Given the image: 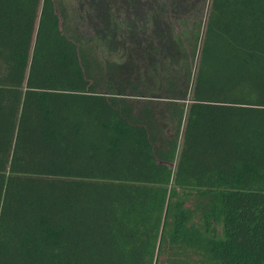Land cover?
Here are the masks:
<instances>
[{
  "label": "trees",
  "instance_id": "obj_1",
  "mask_svg": "<svg viewBox=\"0 0 264 264\" xmlns=\"http://www.w3.org/2000/svg\"><path fill=\"white\" fill-rule=\"evenodd\" d=\"M80 1L0 0V264H264V0Z\"/></svg>",
  "mask_w": 264,
  "mask_h": 264
},
{
  "label": "rangeland",
  "instance_id": "obj_2",
  "mask_svg": "<svg viewBox=\"0 0 264 264\" xmlns=\"http://www.w3.org/2000/svg\"><path fill=\"white\" fill-rule=\"evenodd\" d=\"M66 2H68L70 4V6H73V7H78L79 6L78 4H82L80 0H66ZM71 3H72V5H71ZM84 12H86V13L89 12L90 13V11L88 10L87 3L84 4ZM114 17L117 18L115 20H117L118 21L117 23H119V24H122V23L126 22L130 18L129 17V18L125 19V16L124 15H120V14H117V15L114 14ZM177 22H179V21H177ZM102 48H104L105 50H108L106 42L102 44ZM110 55L111 56H107V58L109 57L113 62L117 61L119 58L123 57V56H120V55L118 56V53H116V52L115 53H110Z\"/></svg>",
  "mask_w": 264,
  "mask_h": 264
}]
</instances>
